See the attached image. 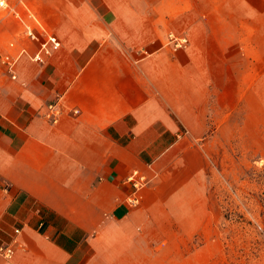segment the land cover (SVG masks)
<instances>
[{
  "label": "crops",
  "instance_id": "obj_1",
  "mask_svg": "<svg viewBox=\"0 0 264 264\" xmlns=\"http://www.w3.org/2000/svg\"><path fill=\"white\" fill-rule=\"evenodd\" d=\"M4 1L45 34L0 10V264H168L152 234L195 216L198 141L263 71L264 0Z\"/></svg>",
  "mask_w": 264,
  "mask_h": 264
},
{
  "label": "rangeland",
  "instance_id": "obj_2",
  "mask_svg": "<svg viewBox=\"0 0 264 264\" xmlns=\"http://www.w3.org/2000/svg\"><path fill=\"white\" fill-rule=\"evenodd\" d=\"M231 104L219 122L224 133L198 141L206 164L195 187V216L178 224L170 218L176 228L153 233L152 257L168 264H264V64L247 74Z\"/></svg>",
  "mask_w": 264,
  "mask_h": 264
},
{
  "label": "built area",
  "instance_id": "obj_3",
  "mask_svg": "<svg viewBox=\"0 0 264 264\" xmlns=\"http://www.w3.org/2000/svg\"><path fill=\"white\" fill-rule=\"evenodd\" d=\"M0 10L4 16H13L16 20L20 21L24 25L23 34L26 38L33 40V41H41L45 31L41 25L39 24L38 20L36 19V15L31 10H24L22 12L20 9H17L12 4L1 0L0 1ZM169 44L173 45L175 48H185L188 44V40L182 37H178L174 34H170L168 37ZM53 45L54 47H59L60 42L57 40L56 37L50 36L48 37L47 41L43 42L41 46V52H45L47 54L50 53L49 46ZM41 52L34 56L35 61H41ZM7 64L12 67L15 65V60H11L9 58L6 59ZM15 78V76H13ZM49 110L52 112L54 117H57L60 113L56 110V106L54 104L49 106ZM131 182H135L133 178H130ZM136 189L141 188V184H135ZM18 232V231H17ZM14 255V248L12 246L0 247V257L4 258H12Z\"/></svg>",
  "mask_w": 264,
  "mask_h": 264
}]
</instances>
